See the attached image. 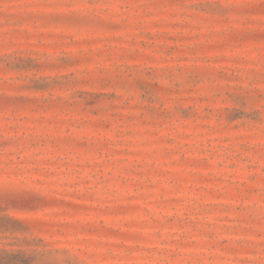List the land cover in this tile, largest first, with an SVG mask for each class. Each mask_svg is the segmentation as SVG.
Segmentation results:
<instances>
[{
    "label": "rangeland",
    "instance_id": "374dc122",
    "mask_svg": "<svg viewBox=\"0 0 264 264\" xmlns=\"http://www.w3.org/2000/svg\"><path fill=\"white\" fill-rule=\"evenodd\" d=\"M264 264V0H0V255Z\"/></svg>",
    "mask_w": 264,
    "mask_h": 264
},
{
    "label": "trees",
    "instance_id": "16d2710c",
    "mask_svg": "<svg viewBox=\"0 0 264 264\" xmlns=\"http://www.w3.org/2000/svg\"><path fill=\"white\" fill-rule=\"evenodd\" d=\"M28 261H23L19 258V255L15 254H3L0 255V264H27Z\"/></svg>",
    "mask_w": 264,
    "mask_h": 264
}]
</instances>
